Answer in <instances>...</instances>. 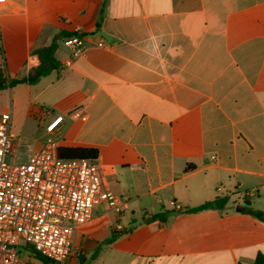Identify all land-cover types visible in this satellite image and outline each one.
Masks as SVG:
<instances>
[{
	"label": "crops",
	"instance_id": "crops-1",
	"mask_svg": "<svg viewBox=\"0 0 264 264\" xmlns=\"http://www.w3.org/2000/svg\"><path fill=\"white\" fill-rule=\"evenodd\" d=\"M60 31L81 34L83 53L58 40L63 68L0 89V113L10 110L14 142L16 119L43 117L30 148L47 137L62 157L96 147L103 185L127 200L120 215L98 203L63 264L264 259V221L246 212L264 210V0H6V76L27 75L39 62L33 49ZM77 107L84 118L71 114ZM160 211L171 212L140 221Z\"/></svg>",
	"mask_w": 264,
	"mask_h": 264
},
{
	"label": "built area",
	"instance_id": "built-area-1",
	"mask_svg": "<svg viewBox=\"0 0 264 264\" xmlns=\"http://www.w3.org/2000/svg\"><path fill=\"white\" fill-rule=\"evenodd\" d=\"M5 2L0 0V6ZM61 41L73 56L85 49L77 32ZM97 45H103L102 40ZM71 114L85 117L79 107ZM61 117L45 125L46 133L54 131ZM10 125V111L1 112L0 264H63L73 231L91 218L95 206L103 202L120 215L127 200L103 185L100 166L93 159L59 156L50 137L38 148L22 144L19 138L14 142Z\"/></svg>",
	"mask_w": 264,
	"mask_h": 264
},
{
	"label": "trees",
	"instance_id": "trees-1",
	"mask_svg": "<svg viewBox=\"0 0 264 264\" xmlns=\"http://www.w3.org/2000/svg\"><path fill=\"white\" fill-rule=\"evenodd\" d=\"M70 34H72V32L60 31L53 36L52 41L48 45L34 48L33 52L38 56L39 62L28 72L27 75L23 77L10 78L4 75L5 74L4 67L0 65V89L13 86L17 83H22V82L33 84L36 83L40 79V77L47 75L51 71L53 70L59 71L60 69H62L64 63L55 57L54 51L57 46V41L62 39V37ZM69 149L73 150L72 153L73 157L95 158L98 155V149L96 147L76 146V147H69ZM56 153L59 155L57 147H56ZM190 167H192V165H187L185 168L189 169ZM226 199H227L226 197H222L218 200L207 201L198 206L189 208L188 210H199L212 206H221L224 204ZM170 212L171 211H160L154 213L147 212L142 215L140 221L142 222L155 221V220L164 221ZM246 212L264 221V210L253 209L247 206ZM114 236L115 234H113L110 237V240ZM79 261L80 263L82 262L81 258L79 259ZM254 264H264V259L260 255H258L254 260Z\"/></svg>",
	"mask_w": 264,
	"mask_h": 264
},
{
	"label": "rangeland",
	"instance_id": "rangeland-1",
	"mask_svg": "<svg viewBox=\"0 0 264 264\" xmlns=\"http://www.w3.org/2000/svg\"><path fill=\"white\" fill-rule=\"evenodd\" d=\"M0 65L2 66V61H0ZM6 75V74H4ZM10 111V110H5ZM43 121V117L39 116L38 113L35 115H31L29 117L23 118V119H16L13 123V129L17 132L16 138L19 137L21 143H28L31 141L30 137H33V135L39 133L40 131V123ZM29 137V138H28ZM6 160H9V156H6ZM79 264H85V261L82 260V262Z\"/></svg>",
	"mask_w": 264,
	"mask_h": 264
}]
</instances>
